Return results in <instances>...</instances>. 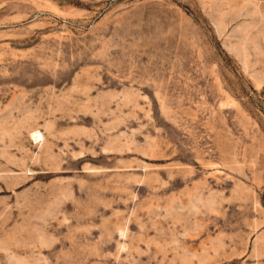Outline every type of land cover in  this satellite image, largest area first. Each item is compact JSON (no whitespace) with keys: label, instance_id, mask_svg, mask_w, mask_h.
Instances as JSON below:
<instances>
[{"label":"rangeland","instance_id":"rangeland-1","mask_svg":"<svg viewBox=\"0 0 264 264\" xmlns=\"http://www.w3.org/2000/svg\"><path fill=\"white\" fill-rule=\"evenodd\" d=\"M0 264H264V0H0Z\"/></svg>","mask_w":264,"mask_h":264}]
</instances>
